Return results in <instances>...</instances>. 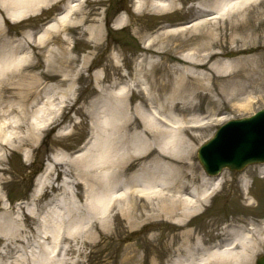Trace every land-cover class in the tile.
<instances>
[{
  "label": "rangeland",
  "instance_id": "obj_1",
  "mask_svg": "<svg viewBox=\"0 0 264 264\" xmlns=\"http://www.w3.org/2000/svg\"><path fill=\"white\" fill-rule=\"evenodd\" d=\"M199 1L201 0H35L31 6L23 9L27 13L14 21L9 17L12 8H5V3H12V0H0V69L12 57L13 48L26 60L0 75V90L3 92L7 89L4 87H14L18 91L25 84H40L41 90L39 98L29 105L27 117L21 111L17 98L12 97L3 102L0 98V123L9 119V123L13 125L9 130L14 133L18 130L14 127L17 124L15 122L21 121L24 133H28L30 124L37 133L30 143L20 147L9 146L0 152V168L4 169L0 217L27 214V207L33 202L37 181L42 177L52 180V187H46L39 200L40 212L46 211L50 202L63 193L67 202L73 201L74 197L79 202L74 218L81 217V224L75 238H71L70 243L66 244V248L69 244L73 247L61 254L67 264H171L179 254L176 247L181 239L175 243L173 241V233L178 230L183 232L190 227L209 241L226 223L242 224L264 220V178L261 173L264 163L249 165L241 171L223 169L218 175L224 173L226 177L221 180L219 192L206 202L201 213L192 218L190 225L181 228L173 225L170 220L160 221L164 218L154 219L158 221L152 224L155 229L145 227L142 220H138L132 227L128 220L127 200L118 201V207L110 218L98 224H95L87 208L93 192L91 182H87L85 178L91 175L100 180L105 169L84 165L83 158L79 157L93 149L89 148L95 136L96 121L99 116L102 117L100 120L105 118L103 114L106 113L103 111L110 91L123 85L128 91L126 103H139L143 98L140 86H135V83L140 79L144 80L146 68L153 69L155 66V77L165 66H170V69H185L190 66L189 63L169 60L170 55L181 56L188 53V43L181 44L183 48L177 49L179 41L182 43L190 37L195 38L196 35L211 30L217 33L222 31L220 27L225 32L229 21L224 19L219 22V28L207 24V29L201 30V33L193 27L188 31L164 34L153 43L152 47L158 51L154 56L143 51L149 40L160 32L195 22L200 14L194 5ZM159 3L165 7H159ZM136 7L140 9L136 10ZM254 8L264 9V4L255 2L249 9ZM67 10L70 12L68 23L53 29L46 40L40 43L38 39L47 24ZM260 20H263L260 30L263 37L252 42L251 46H243L241 41L238 42L239 46L237 43H224L214 50L215 58L239 60L257 58L264 54V15L257 22ZM119 21L122 22L120 26ZM204 53L203 50L200 51L201 56ZM230 53L235 55L228 57ZM144 54L148 56L147 61H153L154 66H148L147 61H142ZM234 71L224 76L222 87L226 95L217 94V86L210 79L208 84L212 91L209 95L207 91H203L194 100L195 108L188 113L189 117H205L206 123L196 132L197 137L193 140L195 148L192 162L203 175L209 177L218 175L210 176L206 173L198 159V149L215 135L220 120L232 116L240 118L264 108V91L253 93L251 112L240 106L246 99L231 97L229 80ZM205 72L210 75L212 73L210 67H206ZM129 86L132 87L130 90ZM12 107L16 111L12 112ZM38 117L41 120H36ZM20 118H24L23 121ZM36 124L40 130L34 128ZM10 131L8 136L12 134ZM77 155H80L78 159ZM56 158L61 159V163H57L60 169L56 167L55 163L59 162ZM84 169H88L89 175H80V171L84 172ZM244 175H247L248 187L258 204H248L246 200L248 190L243 188ZM64 181L68 184L62 186ZM95 182L96 180L93 184ZM133 190L129 188L128 192ZM123 192L127 190L121 189L112 196L114 199L116 195L122 197ZM100 214L97 217L102 216ZM73 220L67 221L64 228H69ZM25 223L27 227L22 230L21 239L23 236L26 238L21 242V247L25 245L30 250L35 245L51 244V239L44 240L40 237L42 225L37 218L25 219ZM3 245L1 239L0 251ZM261 255H264L263 247L255 255L253 264H257Z\"/></svg>",
  "mask_w": 264,
  "mask_h": 264
},
{
  "label": "bare ground",
  "instance_id": "obj_2",
  "mask_svg": "<svg viewBox=\"0 0 264 264\" xmlns=\"http://www.w3.org/2000/svg\"><path fill=\"white\" fill-rule=\"evenodd\" d=\"M34 1L12 0V3H5V8H12L9 12L10 19L15 21L27 13L23 9L31 6ZM259 1L260 4H264V0L199 1L194 5L200 14L195 22L160 32L149 40L143 51L154 56L158 51L152 47L153 43L164 34L188 31L193 27L201 33V30L207 29V24L219 28V22L224 19L229 21L225 32L220 27L222 31L217 33L211 30L196 35L195 38L190 37L182 43L179 41L177 49L183 48L181 44L188 43V53L181 56L170 55L169 60L189 63L190 66L185 69H170V66H165L157 77L153 75V69L155 70L153 61H147L148 56L144 54L142 61H147L146 64L154 68H146L144 80L140 79L135 83V86H140L139 91L143 98L139 103L133 105L126 103L128 91L123 85L110 91L105 110H102L106 113L103 114L105 118L100 120L102 117L99 116L96 121L95 136L89 148L93 149L82 155L83 157H79L80 155L76 157L83 158L84 165L105 169L100 180L94 179L91 175L85 178L87 182H91L93 196L89 199L87 208L95 224L108 220L118 207V201L127 200L130 207L127 213L128 220L132 227L138 220H142L145 227L155 229L152 224L158 221L154 219L164 218L160 221L170 220L173 225L181 228L190 225L192 218L201 213L206 202L219 192L225 174L216 177L203 175L192 162L195 148L193 140L197 137L196 132L206 123L205 117H189L188 113L195 108L194 100L199 98L203 91H207V95L212 91L208 84L210 79L214 80L217 86V94L226 95L222 83L225 81V74L232 70L235 71L229 80L231 86L229 93L235 99H246L240 106L250 110L249 112L252 111L253 93L264 91V54L257 58L222 60L215 58L214 50L224 43H237L239 46L240 41L243 46H251L252 42L263 37L260 35L263 20L257 22V19L264 15V9H249ZM159 7L165 6L159 3ZM139 9L140 7H136V10ZM69 14L67 10L56 20L49 22L42 31L39 42L43 43L53 29L66 25L70 19ZM245 14L248 15L245 17ZM121 24L119 21L118 26ZM12 50L14 53L3 69H0V75L11 71L15 65L26 62L24 56H20L15 48ZM202 50L205 53L201 56ZM213 58L215 59L212 61ZM206 67H210L211 75L205 72ZM39 86L40 84L36 86L25 84L18 91H15L14 87H4L7 89L3 92L0 90V98L2 102L12 97L17 98L22 107L21 111L27 117L29 105L40 96ZM130 88L132 87L129 86L128 89ZM11 111L16 109L12 107ZM44 111L46 112V108ZM20 119L23 121L24 118ZM36 120L41 119L38 117ZM9 121L6 119L0 123V152L9 146L20 147L22 144L30 143L37 134L31 124L28 133H24L21 121L15 122L17 124L14 127L18 130L13 133L9 130V127L13 126ZM34 128H37V124ZM9 131L12 133L10 136ZM25 154L27 155L26 149ZM55 160L59 161L55 164L57 169H60L57 163H61V159ZM133 168L135 169L131 172ZM0 169L2 196L4 169ZM261 173L264 178V166L261 167ZM80 175H89L88 169L80 171ZM246 176L244 175L242 180L243 188L248 190L246 200L248 204H258L256 197L251 194ZM95 180L99 185L96 182L93 184ZM52 183V180L48 181L44 177L37 181L33 202L28 205L27 214L0 217V240L3 239L4 242L0 251V264H67L61 254L73 247L69 244L66 248V244L70 243L71 238H75L81 224V217L74 218L79 202L76 197L73 201L67 202L68 199L63 193L50 202L51 205L47 206L46 211L40 212L41 195L44 194L46 187H52ZM67 184L68 182L64 181L62 186ZM129 188L134 190L128 192ZM121 189L127 190L128 193L123 192L122 197L115 194L114 199L112 194ZM98 213L102 216L97 217ZM32 217L37 218L42 225L40 237L44 240L51 239V244L35 245L28 250L25 245L21 247V242L26 238L23 236L21 239V236L22 230L27 227L25 219L30 220ZM70 219L74 220L70 222L69 228L65 229L64 226ZM178 239L181 240L176 251L181 255L178 254L171 264H253L257 252L264 248V220L225 224L211 239L212 242L190 227L183 232L180 230L174 232V243Z\"/></svg>",
  "mask_w": 264,
  "mask_h": 264
},
{
  "label": "water",
  "instance_id": "obj_3",
  "mask_svg": "<svg viewBox=\"0 0 264 264\" xmlns=\"http://www.w3.org/2000/svg\"><path fill=\"white\" fill-rule=\"evenodd\" d=\"M240 128L241 134L232 140L230 132ZM198 157L209 174H217L224 167L241 170L248 164L264 162V111L221 128L199 149ZM258 264H264V255Z\"/></svg>",
  "mask_w": 264,
  "mask_h": 264
}]
</instances>
